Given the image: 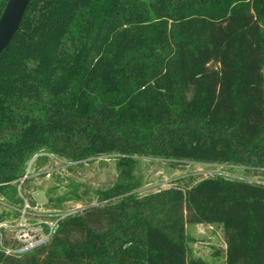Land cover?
<instances>
[{
  "label": "trees",
  "instance_id": "16d2710c",
  "mask_svg": "<svg viewBox=\"0 0 264 264\" xmlns=\"http://www.w3.org/2000/svg\"><path fill=\"white\" fill-rule=\"evenodd\" d=\"M51 157H115L118 176L68 184L53 208H83L35 250L0 243V264H204L187 224L223 227L226 264H264V182L189 175L140 195L136 176L140 159L264 176V0H30L0 56V226Z\"/></svg>",
  "mask_w": 264,
  "mask_h": 264
},
{
  "label": "rangeland",
  "instance_id": "374dc122",
  "mask_svg": "<svg viewBox=\"0 0 264 264\" xmlns=\"http://www.w3.org/2000/svg\"><path fill=\"white\" fill-rule=\"evenodd\" d=\"M35 159L31 160L27 169L28 178L31 179V182L23 194L21 193V196L26 200V205L23 209L17 210L27 214L18 219H9L0 226V229H4L2 243L10 242L11 245L8 250L11 254H15L14 251L20 248L16 240L18 241L21 230L29 228L30 237H41L40 222L45 221L52 225L54 222L49 221V218L59 213L77 212L83 208L82 203L75 202L66 203L65 206L68 209L64 211L53 208L50 198L68 191L66 187L68 184L77 183L83 189L96 191L112 185L118 176L117 158L115 157L98 158L81 165H68L54 157H51V161L45 165H40L37 161L35 162ZM70 167L73 168L69 169ZM189 175L199 179L224 176L264 182L262 175L247 176L242 169H232L226 165L190 162L170 164L162 160L140 159L136 176L141 180L142 188L138 192L140 195L157 193L173 187V182ZM59 181L62 182L59 183ZM57 185L60 186L59 190L56 193H50L49 190ZM92 201L96 202L94 198ZM6 208L4 204L0 206V215L7 211ZM36 224L37 226H35ZM186 233L191 239L189 248L193 259L204 264H226V237L222 226L187 224Z\"/></svg>",
  "mask_w": 264,
  "mask_h": 264
},
{
  "label": "water",
  "instance_id": "95a60500",
  "mask_svg": "<svg viewBox=\"0 0 264 264\" xmlns=\"http://www.w3.org/2000/svg\"><path fill=\"white\" fill-rule=\"evenodd\" d=\"M30 0H8L0 17V56L20 32V25Z\"/></svg>",
  "mask_w": 264,
  "mask_h": 264
},
{
  "label": "built area",
  "instance_id": "2783aa9c",
  "mask_svg": "<svg viewBox=\"0 0 264 264\" xmlns=\"http://www.w3.org/2000/svg\"><path fill=\"white\" fill-rule=\"evenodd\" d=\"M28 178V174L25 176L24 180ZM207 178V177H206ZM23 183V182H22ZM25 205H26V200H25ZM24 205V207H25ZM23 207V208H24ZM78 212V211H77ZM77 212H65V213H59L56 216L49 218V221L54 222L52 225H49V222H40V227L41 229V234L42 236H35L34 238L30 237L29 232L30 229L26 228L24 230H21L20 233V237L18 238V241L16 240V243L18 245H20V248L15 250L14 253L21 255V254H25L29 251L35 250L39 247H42L44 245H46L52 238L53 234L55 233L56 229H57V225L60 221H62L63 219H65L66 217L73 215ZM25 213H21L20 212V217H24ZM37 226V224L35 225ZM1 235V233H0ZM0 243L2 244V237H0ZM16 247V246H15ZM8 253H10V250L6 249Z\"/></svg>",
  "mask_w": 264,
  "mask_h": 264
}]
</instances>
